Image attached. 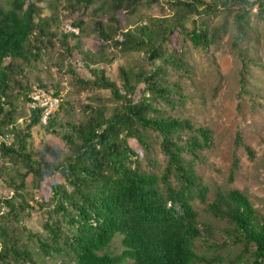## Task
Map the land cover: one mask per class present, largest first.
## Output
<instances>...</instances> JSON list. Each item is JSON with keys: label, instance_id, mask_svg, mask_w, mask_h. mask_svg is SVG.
I'll return each mask as SVG.
<instances>
[{"label": "trees", "instance_id": "16d2710c", "mask_svg": "<svg viewBox=\"0 0 264 264\" xmlns=\"http://www.w3.org/2000/svg\"><path fill=\"white\" fill-rule=\"evenodd\" d=\"M120 1L121 7L124 1H133L135 5L140 2ZM148 1L164 2L174 12L170 18L156 20L153 31L131 30L121 26L118 20L109 26L96 22V32L104 47L112 44L125 53L148 49L147 58L154 69L131 75L120 67V85L107 76L104 68L113 64L114 58L96 62L84 51L80 37L52 33L48 24L36 22L34 4L10 0L9 9H5L0 3V155L26 166L39 180L53 181L54 204L45 225L46 236L24 230L37 242L42 261L50 264H221V248L213 238V228L201 222L195 208L199 202L206 205L211 217L227 226L228 238L254 257L252 264H263L264 215L240 190L220 192L213 202L207 203L209 190L202 183L197 165L203 163V152L214 145L213 132L161 109L163 104L175 111L186 98L179 85L169 82L168 71L156 66V62H162L179 72L186 70V62L176 55L175 49L163 47L181 30L196 47L208 49L216 44L221 28H215L209 35L196 27L188 34L184 21L191 17L209 18L230 12L234 7L242 8L234 18L237 38L233 46L237 48V42L247 38V10H252L256 3L251 0ZM82 2L89 9L95 0ZM259 7L264 8L262 4ZM75 26L80 32L85 31L82 23ZM119 34L121 37L117 39ZM42 38L56 51L55 60L50 61L56 71L76 77L83 89L110 91L116 103L110 115L105 109L86 106L91 116L86 122L74 124L68 121L74 107L62 98L59 110L45 126L53 135L66 131L62 139L70 155L59 164L50 162L43 153L35 154L28 141L31 129L42 124L41 111H32L30 123L25 121L23 127H18L21 115L13 102L17 96L25 103L30 101L28 94L32 86L28 84L27 73L41 60ZM74 59L87 68L91 80L77 74ZM241 60L244 69L253 63L248 48L241 54ZM245 74L246 71L240 74L241 88L248 94ZM37 85L48 89L42 82ZM139 90L142 98L136 102L134 96ZM55 92L60 94L58 90ZM254 97L264 100L262 95ZM259 100H251L253 109L262 107ZM61 116L65 121H58ZM149 132L157 135L166 158L164 169L157 174L142 168L140 155L129 145V140L134 139L149 151L146 135ZM7 134L14 137L11 145L3 141ZM235 146L254 157L239 131ZM238 164L239 160L234 158L231 179ZM58 175L62 180L56 179ZM33 201L39 209H44L37 200ZM4 206L6 213L0 216V264H39L21 239L9 236L4 229V225L16 219L22 206L13 199H6ZM200 248L213 253L206 257L198 252ZM237 264L250 263L240 260Z\"/></svg>", "mask_w": 264, "mask_h": 264}, {"label": "rangeland", "instance_id": "374dc122", "mask_svg": "<svg viewBox=\"0 0 264 264\" xmlns=\"http://www.w3.org/2000/svg\"><path fill=\"white\" fill-rule=\"evenodd\" d=\"M27 5L34 4L37 7L36 22H44L49 25V30L54 34H66L67 27L78 29L75 25L82 23L85 29L80 32V42L84 51L99 62L102 59L115 61L106 65L107 76L113 81L121 84L119 68L124 67L131 75L139 72H150L154 68L147 58V48L125 53L114 47L106 48L100 42V36L96 32V22H102L106 26L120 21L121 26L131 30L143 28L155 29V21L162 18H170L174 12L166 3H151L148 0H139V3L124 1L122 7L118 4L120 0H95L89 9L82 0H22ZM261 3H257V2ZM10 0H0L5 9H9ZM256 6L249 12L246 19L247 38L237 42L238 47L233 44L237 38L235 16L242 11V8L234 7L230 12H222L209 18H187L184 25L188 34L201 28L209 35L215 28H221V34L215 45L203 49L196 47L192 40L181 30H177L163 49H175L176 55L186 62V70L179 72L172 67H167L162 62H156V66L167 70L170 83L179 85L182 88L185 101L175 111L169 110L161 104V109L173 117H184L191 120L197 126H204L213 132L214 145L210 150L203 152L202 161L197 165V172L202 183L208 187L209 194L207 203L213 202L220 192L237 190L242 192L252 205L264 215V100H259L254 95L264 96V0H251ZM119 34L116 38L119 39ZM41 60L34 69L28 71V84L35 86L39 82L47 86V90H58L62 98L71 103L74 111L68 118L74 124L86 122L91 116L90 111L85 110L86 106L95 109H105L111 114L116 107L112 94L108 90L83 89L77 83L74 76H67L56 71L52 67L51 60L56 57V51L43 39ZM36 42V41H35ZM73 42V41H72ZM156 42V41H155ZM38 45V42L34 43ZM72 43V45H74ZM39 46V45H38ZM249 49V55L253 59L248 68H243L241 54L244 49ZM76 54V53H75ZM77 60L78 55H74ZM74 59V60H75ZM77 65V74L85 80L93 77L87 68L74 61ZM10 63V60L7 61ZM246 71L247 88L246 92L241 88V73ZM16 96V94H15ZM142 98L139 90L134 101ZM259 100L262 105L259 109H253L251 100ZM17 111L21 115L18 127H23L24 122L30 123L31 111L29 104L23 99L13 98ZM61 116L58 121H65ZM46 124L33 127L30 131L31 138L28 140L35 154L43 153L50 162L59 164L69 155V149L62 139L66 131L59 134H50L46 131ZM241 132L247 145L252 149L254 157H249L242 148H236V133ZM150 150L145 151L134 139L129 140L131 149L140 155V164L148 173H158L166 165L160 141L156 134L147 133ZM57 153V155H55ZM234 158L239 160V166L233 178H230ZM8 169V170H6ZM57 180H62L56 176ZM53 181L51 179L39 180L30 173L26 166L11 161L4 155H0V216L6 213L3 209L6 199L14 200L20 204L19 214H14L16 219L4 225L9 236L18 237L24 247L32 252L39 264H50L42 261L39 255L38 244L30 239L27 229L31 234L46 236L45 225L50 220V211L53 208ZM44 206L39 209L36 202ZM34 203V206L31 205ZM28 204V207L25 206ZM31 208V209H30ZM33 208V209H32ZM201 222L209 224L214 231V237L219 244L223 262L221 264H237L244 260L250 264L254 257L244 251L242 245L228 238L225 234L227 226L215 220L208 214L206 205L195 203ZM202 246V243H200ZM253 251V250H252ZM201 255L210 257L213 251L200 248ZM42 261V263L40 262ZM22 264V263H19ZM54 264V263H52ZM264 264V263H263Z\"/></svg>", "mask_w": 264, "mask_h": 264}, {"label": "built area", "instance_id": "2783aa9c", "mask_svg": "<svg viewBox=\"0 0 264 264\" xmlns=\"http://www.w3.org/2000/svg\"><path fill=\"white\" fill-rule=\"evenodd\" d=\"M66 34L79 35V29L67 27ZM30 111H41V123L47 124L51 117L59 110L62 102V93L56 94L53 90L44 89L35 85L31 87L28 94ZM7 145H11L14 141L13 135L7 134L3 140Z\"/></svg>", "mask_w": 264, "mask_h": 264}]
</instances>
